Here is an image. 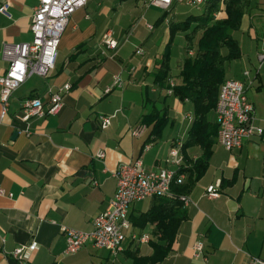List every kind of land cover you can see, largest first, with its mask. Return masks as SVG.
Listing matches in <instances>:
<instances>
[{"label":"crops","instance_id":"crops-1","mask_svg":"<svg viewBox=\"0 0 264 264\" xmlns=\"http://www.w3.org/2000/svg\"><path fill=\"white\" fill-rule=\"evenodd\" d=\"M5 3L10 17L0 13V76L7 67L4 45L32 41L30 23L38 0H0ZM183 6L165 18L168 10L140 0L126 5L87 0L69 18L54 68L46 77L29 75L11 94L4 117L0 106V186L12 194L0 197V264H136L141 259L146 261L139 264H148L154 245L166 244L156 222L144 218L158 197L131 203L130 228L117 254L90 243L68 254L61 227L92 229V219L116 190L114 171L121 163L139 158L146 170H177L166 161L176 146L180 166L201 157L200 142L185 145L191 138L192 103L167 93L169 80L181 83L182 61L193 55L182 47L174 62L169 54L171 40L180 33H172L170 23L192 8ZM138 13L142 22L134 24ZM225 16L221 6L216 18ZM106 32L117 49L104 45ZM232 36L240 56L225 64V79L246 84L252 123L264 128V60H259L264 54V0H250ZM166 51L168 86L161 88L155 75ZM116 76L123 86L111 89ZM65 84L70 88L63 92L59 113L18 119L27 99L40 98L46 109L50 94ZM162 109L166 120L155 136L153 124L143 116ZM100 115L110 117L105 129L99 126ZM209 121L216 124L214 111ZM211 139L207 168L188 193L189 204L182 206L186 216L167 255L155 264H205L202 257L207 264H250L264 258V134L244 139L233 151L217 142V133ZM211 185L217 195L208 197ZM142 236L147 240L141 241ZM197 241L203 244L202 257L194 255ZM18 247H29L28 260L13 256Z\"/></svg>","mask_w":264,"mask_h":264},{"label":"built area","instance_id":"built-area-1","mask_svg":"<svg viewBox=\"0 0 264 264\" xmlns=\"http://www.w3.org/2000/svg\"><path fill=\"white\" fill-rule=\"evenodd\" d=\"M146 5L159 7L163 10H170L174 0H140ZM205 0H176L177 4L188 7H200ZM87 0H38L31 17L30 30L32 41L28 43L5 44L2 55L7 61L5 73L0 76V106L1 117L7 111L9 98L29 75L35 74L46 77L54 68L57 50L62 33L64 32L70 16L78 9L83 8ZM0 13L10 17L8 5H0ZM151 29L152 26L148 25ZM103 43L108 49H117L118 43L109 32L104 34ZM137 52L141 53L138 49ZM259 60H264V54L259 55ZM248 75V71L245 72ZM123 81L116 76L111 87H122ZM175 86L169 80L167 93H173ZM70 88L69 84L53 92L49 96L48 107L45 109L40 98L27 99L18 119L27 121L31 117H42L47 114L59 113L63 105V92ZM246 84L235 79H226L220 85L216 104L214 106L215 122L217 125V142L228 151L239 149L244 139L264 134V128L255 126L252 123L253 105L246 95ZM108 89V90H111ZM99 126L105 129L110 124V117L99 116ZM138 131L135 130L134 134ZM97 157L103 158L104 152L97 153ZM178 168L182 156L180 149L172 147L169 157L166 159ZM116 179V190L108 201L104 211L92 219L90 231H80L63 226L61 231L65 237V252L73 254L83 245L90 243L98 249H107L112 254L123 250V243L126 238V231L130 228L127 213L131 203L153 197H164L172 195L171 186L174 183H182L185 173L171 169L146 170L142 161L138 158L133 162L121 163L114 171ZM3 195L12 196L0 186V197ZM206 195L213 197L217 195L214 185L207 187ZM184 205H188V196H180ZM132 239L136 235L130 234ZM146 241L147 237H140ZM34 246V245H32ZM29 247H18L13 251L17 259L28 260L26 250ZM195 257H202L203 244L197 241L194 246ZM205 264L206 258L202 257ZM250 264H264V258H255Z\"/></svg>","mask_w":264,"mask_h":264},{"label":"trees","instance_id":"trees-1","mask_svg":"<svg viewBox=\"0 0 264 264\" xmlns=\"http://www.w3.org/2000/svg\"><path fill=\"white\" fill-rule=\"evenodd\" d=\"M249 4L250 0H205L197 7L196 12L188 11L181 20L170 23L172 33H184L187 51L193 50L192 41L196 39V52L182 61L179 73L181 83L173 87V95L192 103L194 120L191 138L185 145L200 142L203 153L191 164L184 162L178 168V172L185 173L183 182L172 184V195L158 197V203L144 215L145 219L156 222L161 237L166 241L165 245H154V254L148 259V264H155L167 255L178 225L186 216L180 196H188L195 182L207 168L213 142L211 137L217 133V125L209 121V115L214 111L220 85L226 80L225 64L240 56V49L232 32L239 28ZM221 6H224L226 16L216 18ZM168 78L169 54L166 51L155 79L161 88H165L168 86ZM143 117L145 122L153 124L152 133L158 136L166 120L165 110L153 111ZM142 261L146 259H141L136 264Z\"/></svg>","mask_w":264,"mask_h":264},{"label":"rangeland","instance_id":"rangeland-1","mask_svg":"<svg viewBox=\"0 0 264 264\" xmlns=\"http://www.w3.org/2000/svg\"><path fill=\"white\" fill-rule=\"evenodd\" d=\"M108 2H110L111 0H106ZM131 0H120L121 5H126L127 3H129ZM184 8L183 5L177 4L176 0H174L173 6L171 10H168V12L165 15V18L170 17V15L174 12H176L178 9H182ZM189 10V13H194L196 12L197 8L196 7H192V8H187ZM159 11V10H158ZM161 12H163V10H161ZM136 19L134 20V24H140L142 21L140 19V13H138V15H136L135 17ZM146 35H148V31L146 30ZM193 52H196V39H193ZM186 38L184 33L180 32L179 34H176L173 39L171 40V44L169 46V54H170V58L172 59V61L176 62L179 59L180 56V50L182 47L186 46Z\"/></svg>","mask_w":264,"mask_h":264}]
</instances>
